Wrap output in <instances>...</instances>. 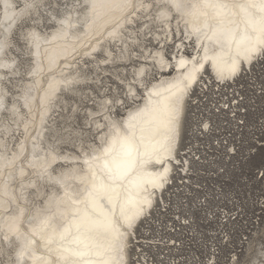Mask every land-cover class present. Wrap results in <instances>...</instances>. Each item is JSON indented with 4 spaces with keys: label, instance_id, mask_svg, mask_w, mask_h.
<instances>
[{
    "label": "snow or ice",
    "instance_id": "6c2138e0",
    "mask_svg": "<svg viewBox=\"0 0 264 264\" xmlns=\"http://www.w3.org/2000/svg\"><path fill=\"white\" fill-rule=\"evenodd\" d=\"M110 3L122 10L129 9V16L137 5L143 10L141 17L135 18L140 27L135 31L133 44L138 47L152 35L154 29L160 30L158 24L177 19L179 26L183 19L187 28L188 20L185 17L193 13L186 12L185 8L218 9L216 15L220 18L213 29V36L234 41L238 56L231 62L226 74L222 70L217 72L216 79L222 90L204 93L203 97L192 101L197 106L204 102L196 125L198 134L206 137L207 143L203 144L204 152L199 155L197 153H200L201 146H195L193 151L191 147L181 145L177 130L184 110L183 97L198 82L197 74L203 67L196 57H192L191 61L184 58L180 61L181 66L191 64V70L175 86L178 94L174 95L168 109L167 126L170 134L165 137L166 144L159 150L153 149L149 154L145 148L143 155L147 159H132L133 153L141 155L135 136H119L120 122L114 119L117 109L124 107L129 100L134 101L137 89L146 86L140 80L146 69L143 66L135 67V61L132 60L133 56L138 58V54L131 49L125 50L134 66L131 78L127 71L123 74L117 71L115 76L109 75L108 83H105L97 74L95 83L98 86L89 85L88 90H79L78 107H73L71 111L65 109L68 114L63 118L64 121H77V114H80L83 125L81 127L80 123H76L75 127L81 131L83 128L91 129L93 124L97 133L104 128L109 129L101 139V146L91 149L99 154L93 159L109 155L119 141L123 154L129 160L126 165H116L115 169L109 167L105 160L107 174L99 184L94 172L90 176L87 173L78 175L79 170H73L61 173L58 177L47 176V179L64 188V197H48L47 206L37 210V218L53 204L61 215L65 214L60 211L61 203L69 207L83 204L84 210L81 215L80 209H77L62 231H53L47 237L45 247L49 259L46 264H264V0H233L231 7L239 10L241 19L227 21L223 17L228 14L230 6L221 0H202L201 5H186L180 0H110ZM78 6V0H3L4 13L0 17V125L10 122L5 119V114L15 116L18 112L14 93L23 91L27 104L31 99V91L39 86V81L35 80L27 86L22 82L25 76L36 77L39 72V62L32 59L33 56H39L41 33L37 29L58 25L53 35L65 34L66 26H71V10ZM91 7L93 10L97 7L95 0ZM203 15L207 16V13ZM232 15L237 13L233 12ZM58 16L61 18L58 19ZM127 22L133 23L132 20ZM241 23L244 25L242 33L239 32ZM204 27H208L207 23ZM200 32L201 28H192V33L198 39ZM110 35H116V32ZM164 35L167 39L168 33ZM184 35L190 38L186 31ZM159 39L157 36L156 40ZM33 46L37 49L35 53L32 52ZM11 52L16 55H10ZM139 54H142V48ZM168 54L170 51L166 53L162 48L157 55L162 58ZM111 55L108 53L109 57ZM100 63L109 64L111 60L106 58ZM90 71L86 65L64 83L71 87L73 83L87 81ZM225 80L231 82L224 84ZM228 89H231L230 95ZM55 91L54 86L49 84L44 101L53 103ZM8 99L14 101L12 108L7 106ZM221 116L224 117L223 124L227 126L225 129H221L217 123ZM249 116H252L251 120ZM100 119L104 120L103 124L97 123ZM231 129H250L248 140L237 142ZM52 131L55 132V129ZM221 131L226 134L212 135ZM109 135L112 137L111 144L107 143ZM245 146L246 151L242 152ZM3 147L6 148V144ZM257 154L260 163L255 165L252 176L237 180L233 171L235 165L233 169L228 165L237 157L247 161ZM18 158L19 154L14 153L8 161L9 165ZM153 159L162 170L150 174L147 180L138 177L135 181L124 183L135 171L137 163L143 166ZM20 175H24L23 168L20 169ZM46 175V171H42L39 179H44ZM209 176H214L215 181H208L206 177ZM72 180H79L86 185L82 192L75 193L81 198L74 199L68 191L72 187L69 181ZM252 181L261 185L258 191L249 188ZM98 197L107 200L111 206L108 212L96 203ZM117 207L120 210L118 218L115 217ZM49 219L43 215L40 220L44 230ZM186 232L190 233L188 242L199 244L206 251L191 258L184 255L186 241L182 237ZM101 237L106 243L104 253L99 251L103 245L96 243ZM24 239L25 246L13 259L10 255L12 242L7 236L3 238L7 246H0V264H28L25 252L38 241L35 232L25 234ZM57 239L60 243L52 249L51 245ZM40 240H45L43 233ZM142 240L144 243H141ZM94 248L97 249V255L115 251L119 259L95 261L90 258Z\"/></svg>",
    "mask_w": 264,
    "mask_h": 264
},
{
    "label": "bare ground",
    "instance_id": "6f19581e",
    "mask_svg": "<svg viewBox=\"0 0 264 264\" xmlns=\"http://www.w3.org/2000/svg\"><path fill=\"white\" fill-rule=\"evenodd\" d=\"M93 2L94 0H78L79 6L73 8L70 13L71 26H66L63 35H53L58 25L41 26L37 29L41 33L39 56H33L32 59L39 62V72L36 77L26 76L22 82L27 86L35 80L39 81V86L31 91V99L27 104L23 91L14 93L15 107L18 112L15 116L11 113L5 114V119L10 122L0 125V157H3L0 158V242H3L5 236L11 240L14 249L13 259H15L16 253L26 244L25 234L35 232L38 242L31 244L25 252L28 264H46L49 259L45 247L47 237L51 236L53 231H62L77 209H80L81 215L84 210L83 204L69 207L61 203L60 211L65 213L61 215L56 205L53 204L43 214L50 218L44 230L40 224L43 215L37 218V210L47 206L48 197H64V188L53 180L47 179V176L58 177L61 173H70L73 170H79L78 175L87 173L90 176L94 172L96 182L99 184L107 174L105 160L113 169L118 164L126 165L129 160L123 154L119 141L109 155L93 159V156L99 154L92 152L91 149L101 146V139L105 133L109 132L108 128L97 133L95 124L91 126V129L85 128L82 131L80 128L72 127L69 123L63 127L58 126V119L61 120L67 115L63 112L66 109L68 95L79 97V90H88L87 84L96 85L97 74L98 78L105 83H108V76H115L117 71L121 74L127 71L131 78L134 66L129 61L125 50L131 49L137 53L138 58L133 56L132 60L135 61V67L143 66L146 69L145 75L140 78L146 86L137 89L136 99L129 100L124 107H120L122 113L117 112L114 119L120 122L119 136H135L141 155L137 156L133 153L132 159L139 161L148 158L143 155L145 148L151 154L153 149L159 150L166 144L165 137L170 134L167 126L168 109L171 107L174 95L178 94L175 86L183 80L185 73L191 70V64L181 66V59L191 61L192 57H196L203 67L197 74L198 82L194 83L183 97L184 110L177 125L179 137L193 87L198 83L206 85V82L211 83L213 79L217 80L219 70L226 74L231 62L238 56L234 41L223 37L217 39L213 36V29L220 18L216 15L218 9L185 8L186 12L193 13L185 17L188 20L187 28H185L183 19L180 20L179 26L177 19H172L170 23L158 24L157 28L160 30L154 29L152 35L148 36V39L138 47L133 44L135 31L140 27L135 22V18L141 17L143 10L137 5L136 10L129 16L127 15L129 9L116 8L110 0H95L97 7L94 10L91 7ZM180 2L186 5L202 4V0H180ZM221 2L228 3L230 6L228 14L223 17L225 21L241 19L239 10L231 7L233 0H221ZM233 12L237 15H232ZM3 13V0H0V17ZM203 13H207V16ZM59 18L61 17L58 16ZM128 20H132L133 23L129 24ZM205 23L208 27H204ZM228 26L231 27V25ZM193 27L201 28L199 39L192 33ZM243 28L244 25L241 23L240 33L243 32ZM113 31L116 35H110ZM185 31L190 38L184 35ZM165 32L168 33L167 39ZM157 36L160 37L159 41L156 40ZM169 42L171 43L170 49ZM141 48L142 54H139ZM162 48L166 53L170 51V54L163 55L161 58L157 54L161 53ZM36 51L37 49L33 46L32 52ZM108 53L112 55L109 57ZM121 53H124L123 56ZM10 55L15 56L12 52ZM205 56L207 59H203ZM106 58L110 59L111 63H100ZM86 65L91 70L87 81L73 83L71 87L64 83L66 80H71L77 71ZM49 84H52L56 90V99L51 104L43 99ZM13 103V99L7 100L8 108H12ZM190 105H192L191 100ZM73 107H78V105L73 103ZM97 123L103 124L104 120L100 119ZM25 125H27V130H25ZM63 128L66 129L64 134L73 135L68 143L75 148L61 147V143L66 142L68 138V136L63 137L64 134L61 132ZM52 129H55V132ZM16 130L19 134L14 139ZM111 139L109 135L108 144H111ZM5 144L6 148L3 147ZM14 153L19 154V158L14 164L9 165L8 161ZM21 168L24 171L23 176L20 175ZM158 170L162 169L154 163V159L143 166L137 163L135 171L124 183L128 184L129 181H135L138 177L147 180L150 174ZM42 171H46L47 175L44 179H39V173ZM69 183L72 187L68 191L73 194V198H81L75 193L82 192L86 185L79 180H72ZM37 198L41 200L36 201ZM96 203L105 212H108L111 207L106 199L99 197ZM119 214L120 210L117 207L115 217L118 218ZM73 231H75L74 228ZM42 233L44 241L40 240ZM59 243L57 239L51 245L52 249H55ZM96 243L103 245L99 251L104 253L106 249L104 239L98 238ZM0 246L6 247L7 242H3ZM96 252L97 249L94 248L90 257L95 261L119 259L115 251L103 255H97ZM124 258H127L126 254Z\"/></svg>",
    "mask_w": 264,
    "mask_h": 264
},
{
    "label": "rangeland",
    "instance_id": "374dc122",
    "mask_svg": "<svg viewBox=\"0 0 264 264\" xmlns=\"http://www.w3.org/2000/svg\"><path fill=\"white\" fill-rule=\"evenodd\" d=\"M14 55H16V53L15 52H12ZM24 78H26V76L24 77ZM214 80V79H213ZM212 82V81H211ZM201 83H198V85L197 86H195V87H193V89H195L196 87H198L199 85H200ZM206 84H207V82H206ZM88 86L89 85H91L92 87H96V86H98L97 84L95 85V84H93V83H89V84H87ZM196 90V89H195ZM17 93V92H16ZM67 99H66V109L68 110V111H71V109H72V107H73V103H76L77 105H78V101H79V99H80V97H78V96H73V95H68L67 97H66ZM12 99H8V101H11ZM189 105L187 106V110H186V112H185V114H184V117H183V120H182V129H181V133H180V142H182V137H183V132H184V129H185V122H186V116H187V114H191V111H192V109H191V105H190V99H189ZM117 112H119V114H121L122 112L120 111V108L117 110ZM8 114V113H7ZM63 114L65 115V114H68L65 110H64V112H63ZM192 114H193V112H192ZM78 115V120L77 121H73V122H70L69 124L72 126V127H75V124L76 123H80V125H81V127H82V125H83V120L82 119H79V117H80V114H77ZM64 118V117H63ZM58 119V121H57V124H58V126L59 127H63L65 124H66V122L64 121V119ZM249 119L251 120L252 119V116H249ZM226 128V127H225ZM224 128V129H225ZM83 129H85V128H83ZM65 131H66V129H62L61 130V132L64 134L65 133ZM231 131L233 132V135L235 136V137H238V138H240L241 140H248V133H249V131H250V129H247V130H242L241 132H240V134H238V135H236V130L235 129H231ZM220 133H223V134H226V132L225 131H221ZM219 133V134H220ZM18 134H19V131L18 130H16V134H14V139L16 138V136H18ZM65 136H68V138H67V140H66V142L65 141H63L62 143H61V147L62 148H75L74 146H71V145H69V143H68V140H70L72 137H73V135H71V134H69V135H66V134H64V136L63 137H65ZM50 139H52L51 137H50ZM260 163V156H259V154H257V155H255V156H253V157H250L247 161H244L241 157H237L236 159H234L233 160V162H232V164L231 165H228V167L230 168V169H233V165H235V167H234V169H233V171H234V175H235V177H236V179L237 180H242L244 177H251L252 176V174H253V172H254V170H255V165L256 164H259ZM206 179L208 180V181H210V182H214L215 181V177L214 176H209V177H206ZM261 187V185L260 184H258V183H256L255 181H252L250 184H249V188L250 189H254V190H256V191H258L259 190V188ZM41 200V198H37L36 199V201H40ZM257 212H258V210H257ZM251 215V212H249V216ZM190 235V233H185V235H184V237H183V239L187 242L186 244L187 245H185L186 246V249H185V251H184V255H187V256H189V258H191V256L192 255H195V256H199L202 252H204V251H206L205 249H203L199 244H196V243H191V242H188V236ZM13 251H14V249L12 248V251H11V256H12V258H14V253H13ZM5 259H6V257H5Z\"/></svg>",
    "mask_w": 264,
    "mask_h": 264
},
{
    "label": "built area",
    "instance_id": "2783aa9c",
    "mask_svg": "<svg viewBox=\"0 0 264 264\" xmlns=\"http://www.w3.org/2000/svg\"><path fill=\"white\" fill-rule=\"evenodd\" d=\"M230 82L231 81H229V80H225L224 84H228ZM204 85L205 84H201V86L199 85L198 87L195 88L196 90L194 89L191 92L192 93L191 98H190L191 103H192V101H195L198 98L203 97L204 93L212 94L215 91L222 90L221 84L217 80H212L211 83L207 82V84H206L207 87H204ZM233 86L235 87V85H233ZM228 93H229V95L231 94V89H228ZM190 107H191L192 111H191V114H187V116H186L185 129L183 132L181 145H187V146L191 147L193 149V151H195V146L200 145L201 146L200 153H197L199 155V154L204 152L203 144L207 143V138L201 137L198 134L197 125H196V121L200 116V112L204 108V102L202 101L199 106L192 103V105ZM192 112H193V114H192ZM223 119H224V117L221 116L217 120V123L219 124L221 129H224L225 127H227L223 124ZM244 130H247V129H244ZM240 132L241 131L236 130V135L240 134ZM216 134H219V133H212V135H216ZM219 135H225V134L220 133ZM235 138H236L237 142L241 141L240 138H238V137H235ZM180 150L183 151V147H181ZM244 151H246V146L244 148H242V152H244ZM211 158L212 157H211V151H210L209 152V159H211ZM229 165H231V164H229ZM182 239H183V237H182ZM141 243H144V241L142 240ZM179 243H180V241L178 240L177 244L179 245ZM186 243H185V245H187ZM185 249H186V246L183 250V254H185L184 253Z\"/></svg>",
    "mask_w": 264,
    "mask_h": 264
}]
</instances>
